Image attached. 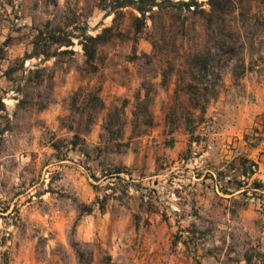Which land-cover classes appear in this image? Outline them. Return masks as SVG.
Masks as SVG:
<instances>
[{
  "label": "rangeland",
  "instance_id": "1",
  "mask_svg": "<svg viewBox=\"0 0 264 264\" xmlns=\"http://www.w3.org/2000/svg\"><path fill=\"white\" fill-rule=\"evenodd\" d=\"M162 1L138 30L108 0H0V264H264V0L213 26L209 0ZM60 19L111 31L94 69L75 41L51 104L16 117L4 72ZM218 42L235 59L187 60Z\"/></svg>",
  "mask_w": 264,
  "mask_h": 264
},
{
  "label": "trees",
  "instance_id": "2",
  "mask_svg": "<svg viewBox=\"0 0 264 264\" xmlns=\"http://www.w3.org/2000/svg\"><path fill=\"white\" fill-rule=\"evenodd\" d=\"M109 4L102 7L107 11L108 15L115 14L126 7H132L139 12L140 16H135L134 22L137 29L142 30L147 26L148 21H152L155 26L157 17H161L163 11L162 0H108ZM179 5H182L189 13H193L199 8L198 0H180ZM210 11L205 13L207 21L211 23V26L218 22L226 23V18L230 13H235L237 10L234 8L233 0H209ZM156 9V10H155ZM193 11V12H192ZM69 13V8L64 10L65 16ZM76 16V13L75 15ZM68 17H63V20L67 21ZM62 19L49 20L43 26L38 28L33 40V51L27 53L23 59H20L7 68L4 72L6 78L14 84L13 91L16 94L17 100L16 111L14 115L17 117L18 112L28 108H34L37 110H44L51 104L52 93L55 88V68L61 63L62 56H69L73 58L76 55L74 47L76 42L82 47L85 60V66L90 68L95 67L94 63L98 53V47L103 43L104 36L107 32L111 31L110 28L105 29L100 34L93 36L89 34L88 23H77L76 20L70 22H63ZM116 20V17L114 18ZM236 28L228 29L230 36H235L237 33ZM155 47V45H154ZM225 44L218 42V45L213 48V51L201 54H189L187 60L194 65L202 66L203 71L208 70L209 60H213L220 55V52L232 55L237 52L235 47L229 50H224ZM37 59L39 63L33 65L30 68H26V62ZM55 59L53 66L45 65L47 62ZM220 68H216L215 71H219ZM241 69H245V66H241ZM217 81L221 80L220 72L216 73ZM206 88L199 89L198 91H206ZM45 93V94H44ZM98 94V92H97ZM104 109V106L103 108ZM7 106L4 102V98L0 96V114L6 112ZM79 135H75L76 139H79ZM257 188L260 185L256 184ZM78 256L80 260L83 258V252L78 248Z\"/></svg>",
  "mask_w": 264,
  "mask_h": 264
},
{
  "label": "built area",
  "instance_id": "3",
  "mask_svg": "<svg viewBox=\"0 0 264 264\" xmlns=\"http://www.w3.org/2000/svg\"><path fill=\"white\" fill-rule=\"evenodd\" d=\"M253 169H255V166H253Z\"/></svg>",
  "mask_w": 264,
  "mask_h": 264
}]
</instances>
